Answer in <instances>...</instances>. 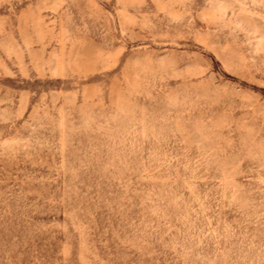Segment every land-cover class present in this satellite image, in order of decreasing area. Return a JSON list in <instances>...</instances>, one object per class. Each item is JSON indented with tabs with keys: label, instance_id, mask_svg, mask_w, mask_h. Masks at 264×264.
<instances>
[{
	"label": "rangeland",
	"instance_id": "1",
	"mask_svg": "<svg viewBox=\"0 0 264 264\" xmlns=\"http://www.w3.org/2000/svg\"><path fill=\"white\" fill-rule=\"evenodd\" d=\"M0 264H264V0H0Z\"/></svg>",
	"mask_w": 264,
	"mask_h": 264
}]
</instances>
